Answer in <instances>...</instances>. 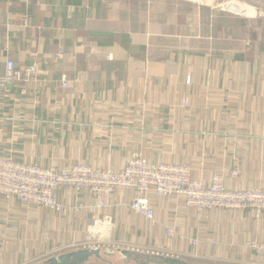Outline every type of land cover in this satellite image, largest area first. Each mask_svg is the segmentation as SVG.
Instances as JSON below:
<instances>
[{
	"label": "crops",
	"instance_id": "0c3cea01",
	"mask_svg": "<svg viewBox=\"0 0 264 264\" xmlns=\"http://www.w3.org/2000/svg\"><path fill=\"white\" fill-rule=\"evenodd\" d=\"M7 59L39 72L0 89V157L120 171L140 151L189 165L205 184L220 174L227 188L264 189V16L191 0H0V77ZM55 195L65 215L0 196V264L117 244L171 250L191 264H264L247 244L264 243V211L196 212L182 196L151 192L152 225L130 207L136 189L99 209H74L94 203L87 189Z\"/></svg>",
	"mask_w": 264,
	"mask_h": 264
},
{
	"label": "built area",
	"instance_id": "2783aa9c",
	"mask_svg": "<svg viewBox=\"0 0 264 264\" xmlns=\"http://www.w3.org/2000/svg\"><path fill=\"white\" fill-rule=\"evenodd\" d=\"M233 2L237 4L236 0ZM196 3L200 4L196 1ZM233 3V4H234ZM255 16L256 11L253 8ZM39 72L37 63L22 67L7 59L4 73L0 77V89L7 84L29 82ZM67 82L62 83L67 88ZM70 187L79 192L87 189L94 195L91 205L79 204L76 210L86 208L99 209L107 205V198L116 191L136 189L137 198L130 207L145 217L152 225L156 224L154 212L147 198L148 193L158 196L178 195L184 198L185 206L201 212L210 209L249 210L256 217L264 211V189L248 187L230 189L224 185L220 174H213L208 184L194 178L189 165L176 163H152L140 151H134L120 171L111 168H93L85 164H71L63 168L43 167L36 163L16 160L12 157H0V196L4 199H16L23 205L45 207L59 215H65L69 207L60 203L56 191ZM109 221V217L95 219L93 224ZM167 236L172 237L175 231L166 227ZM181 242L194 246L198 239L179 236ZM248 247L255 254H264V243L253 239ZM142 255H167L181 257L173 251L156 247H126ZM32 264V263H22ZM35 264V263H33Z\"/></svg>",
	"mask_w": 264,
	"mask_h": 264
},
{
	"label": "water",
	"instance_id": "95a60500",
	"mask_svg": "<svg viewBox=\"0 0 264 264\" xmlns=\"http://www.w3.org/2000/svg\"><path fill=\"white\" fill-rule=\"evenodd\" d=\"M116 253L122 256V263L129 264H191L181 257L167 255H142L135 253L127 248H115L102 250L100 247H81L72 249L45 258L35 264H92V259L95 262L101 261L106 264H114L109 259L115 257Z\"/></svg>",
	"mask_w": 264,
	"mask_h": 264
},
{
	"label": "rangeland",
	"instance_id": "374dc122",
	"mask_svg": "<svg viewBox=\"0 0 264 264\" xmlns=\"http://www.w3.org/2000/svg\"><path fill=\"white\" fill-rule=\"evenodd\" d=\"M191 1H194L195 3L197 1L202 5L209 6L210 8H213V10H219L222 12H226L228 14L242 16V17H246V18L251 16L252 14H254V11H253V8H254L257 16H259V17L264 16V0H236L238 5H236L233 2V0H191ZM111 247L112 248H110V249L115 250V248H118V247H121V248L134 247V248H136V247H143V246H139V245L130 246L127 244H125V245L117 244V245H112ZM173 254L177 255V252L173 251ZM120 256H121L120 254L116 253L115 257L120 258V259L114 258L115 260L112 263L123 264L122 260H121L122 256L121 257ZM182 259L186 260L189 263H195V261H193L192 259H188L187 257H182ZM129 264H131V263H129Z\"/></svg>",
	"mask_w": 264,
	"mask_h": 264
},
{
	"label": "trees",
	"instance_id": "16d2710c",
	"mask_svg": "<svg viewBox=\"0 0 264 264\" xmlns=\"http://www.w3.org/2000/svg\"><path fill=\"white\" fill-rule=\"evenodd\" d=\"M242 24L245 25V28H247V27L250 28V27H252L253 22L251 20L245 19V20H242Z\"/></svg>",
	"mask_w": 264,
	"mask_h": 264
}]
</instances>
